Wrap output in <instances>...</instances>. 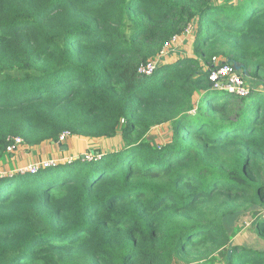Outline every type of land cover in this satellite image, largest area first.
Masks as SVG:
<instances>
[{
	"label": "trees",
	"instance_id": "1",
	"mask_svg": "<svg viewBox=\"0 0 264 264\" xmlns=\"http://www.w3.org/2000/svg\"><path fill=\"white\" fill-rule=\"evenodd\" d=\"M232 1L0 0V160L122 136L0 172V264H264V0ZM189 28L194 56L140 71ZM215 57L257 87L215 89ZM246 214L261 249L231 244Z\"/></svg>",
	"mask_w": 264,
	"mask_h": 264
},
{
	"label": "rangeland",
	"instance_id": "2",
	"mask_svg": "<svg viewBox=\"0 0 264 264\" xmlns=\"http://www.w3.org/2000/svg\"><path fill=\"white\" fill-rule=\"evenodd\" d=\"M221 1L223 0H217L218 3H220ZM232 2L236 3L237 1L234 0ZM185 35H188V34H185ZM173 51L174 53L172 55L173 56L172 58L175 57V60L182 56H188V55L194 56L193 47H191V45L188 44V42L181 44L179 47H175ZM166 62H169V61H166L165 59L159 60L158 65L164 64ZM247 77L250 81L251 79L249 78V76ZM251 84L256 86L255 80L254 81L252 80ZM262 86L264 87V85ZM169 136H170V131L168 130L167 124L156 126L149 133V139L152 141H155L156 143L166 142L169 139ZM64 144L69 145L68 151L71 150L70 151L71 155L70 154L68 155V153L65 152L64 154H60L59 156H57L58 158L69 157L66 159L73 160V159L82 157V155L84 154L85 158L87 157L89 159L88 156H94L96 151L99 152V151H105V150H114V149L121 147L122 136L121 134H119L117 136H114L112 138H107V139H85L79 136H72V137H69ZM57 145L55 146V148L59 149L58 147L59 145L58 146ZM27 152L29 153V151ZM27 152H25L26 154L22 153V155L27 158V161L25 157H19L18 152L16 153L15 151L12 152L13 153L12 156H7L8 158H6L5 161L0 160V172L4 171V173L7 172V174L12 175L16 172V170L20 171V170L25 169V167H20L21 165H27L31 161L42 159L41 156H36L35 158V155L33 154H31L32 157L30 158V155H27ZM21 172H25V171H21ZM252 219H253V216L251 214H246L242 216L240 220V224L243 223L245 224V226H243V229L241 230V232L233 238V240L231 241V244H247V245L252 246L253 248H257V249L262 248L261 243L257 241V236L254 230L251 229L250 227V223Z\"/></svg>",
	"mask_w": 264,
	"mask_h": 264
},
{
	"label": "built area",
	"instance_id": "3",
	"mask_svg": "<svg viewBox=\"0 0 264 264\" xmlns=\"http://www.w3.org/2000/svg\"><path fill=\"white\" fill-rule=\"evenodd\" d=\"M192 28H189L185 34H189ZM180 36L175 37L170 43L177 42ZM170 43H167L164 50L161 52L163 54L165 50L169 47ZM158 65L157 61L150 62L147 66L140 69L141 72L146 74H151L156 66ZM209 78L213 82V87L218 90H226L230 93L237 94L239 96H247L251 91L250 82L246 78L245 73L237 69L236 66L229 62H224L220 58L215 57L213 59V66L209 70ZM69 132H65L60 135V142H64L69 138ZM22 143V138L14 137L13 141L9 144L8 150L14 151L16 147ZM91 160L93 156H88ZM87 158V157H86ZM44 166H49L54 163L55 159H45ZM37 162V161H36ZM33 163L25 167V169L20 171L25 172H36L38 168L43 166L42 164Z\"/></svg>",
	"mask_w": 264,
	"mask_h": 264
},
{
	"label": "crops",
	"instance_id": "4",
	"mask_svg": "<svg viewBox=\"0 0 264 264\" xmlns=\"http://www.w3.org/2000/svg\"><path fill=\"white\" fill-rule=\"evenodd\" d=\"M192 40H193V35L188 34V35L181 36L177 42L170 43L169 47L165 50V52L163 54H160L159 57L157 58V63L159 64V60H162V59L163 60L165 59L166 61H169V62L175 60V57L172 58L173 57L172 55L174 53L173 49L175 47H179L181 44H184L186 42H188V44H190L191 47H193ZM188 56L192 57L191 55H188ZM56 145L57 143H54V142H50V143L45 142L43 144L36 145V146L22 145L17 152L19 154V157H25L22 155V153L29 151V153L27 152V155H30V158L32 157L31 154H33L35 155V158L36 156H41L42 159H49V158L51 159L52 157H57L60 154H64L65 152H67L68 155L69 154L71 155L70 153L71 150L68 151V148H69L68 145L61 146L60 144H58L59 146L58 145L57 146L59 147V149L55 148ZM66 158H69V157H66ZM26 161H27V158H26ZM36 161L38 160L31 161L27 165H21L20 167H27L29 165H32Z\"/></svg>",
	"mask_w": 264,
	"mask_h": 264
},
{
	"label": "water",
	"instance_id": "5",
	"mask_svg": "<svg viewBox=\"0 0 264 264\" xmlns=\"http://www.w3.org/2000/svg\"><path fill=\"white\" fill-rule=\"evenodd\" d=\"M230 63L234 64L237 69H239V70L242 69V67L240 65H238L236 62H230ZM65 147H67V146H65ZM82 158H85V155L84 154L82 155ZM45 161H46L45 159H42V160H38L37 163L43 165ZM60 161H61V159H55L54 160V163L53 164H50L47 167L56 166ZM43 167H46V166L43 165ZM230 255H231V252H229V257H230Z\"/></svg>",
	"mask_w": 264,
	"mask_h": 264
}]
</instances>
